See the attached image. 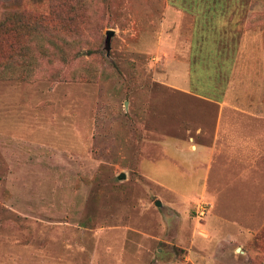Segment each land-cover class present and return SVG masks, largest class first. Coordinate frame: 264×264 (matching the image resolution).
I'll return each instance as SVG.
<instances>
[{
	"label": "rangeland",
	"instance_id": "374dc122",
	"mask_svg": "<svg viewBox=\"0 0 264 264\" xmlns=\"http://www.w3.org/2000/svg\"><path fill=\"white\" fill-rule=\"evenodd\" d=\"M2 20L0 264H264V0Z\"/></svg>",
	"mask_w": 264,
	"mask_h": 264
},
{
	"label": "crops",
	"instance_id": "0c3cea01",
	"mask_svg": "<svg viewBox=\"0 0 264 264\" xmlns=\"http://www.w3.org/2000/svg\"><path fill=\"white\" fill-rule=\"evenodd\" d=\"M171 7V6H170ZM211 7H214V9L215 8H219V9H230V1L229 2H215V4L213 5V4H211ZM210 7V8H211ZM171 11H172V8H167V11H166V13L169 15V13H171ZM182 12V11H181ZM182 15L184 16H192L193 18H194V21H195V17L192 15V14H190V13H187V12H183L182 13ZM224 15H226V13H222V12H219L218 14H212L211 16L212 17H218V18H220V20L221 19H223L224 18ZM217 17H216V19H217ZM221 22V21H220ZM194 25H197V28H196V26L195 27H193V34H199V31L200 30H203V29H201L199 26H198V24H195L194 23ZM203 26H205L204 24H203ZM199 28H200V30H199ZM196 31V32H195ZM204 31V30H203ZM205 32L207 33V34H209L208 32L209 31H207L206 29H205ZM217 32V31H216ZM246 143H248V142H246Z\"/></svg>",
	"mask_w": 264,
	"mask_h": 264
},
{
	"label": "trees",
	"instance_id": "16d2710c",
	"mask_svg": "<svg viewBox=\"0 0 264 264\" xmlns=\"http://www.w3.org/2000/svg\"><path fill=\"white\" fill-rule=\"evenodd\" d=\"M65 23H68V22H66V21H64ZM4 24H5V20H2V21H0V43L3 41V34H4V32L2 31V28H3V26H4ZM205 25V24H204ZM203 27V26H202ZM213 26H206V30L207 31H209L208 33H211V32H213ZM212 29V30H211ZM211 31V32H210Z\"/></svg>",
	"mask_w": 264,
	"mask_h": 264
},
{
	"label": "water",
	"instance_id": "95a60500",
	"mask_svg": "<svg viewBox=\"0 0 264 264\" xmlns=\"http://www.w3.org/2000/svg\"><path fill=\"white\" fill-rule=\"evenodd\" d=\"M106 35H107L106 42H107L108 45H110L111 38L114 35V31L112 29H109V30H107ZM121 177L124 178L125 174L122 173ZM156 204L157 205H161V201L157 200Z\"/></svg>",
	"mask_w": 264,
	"mask_h": 264
}]
</instances>
